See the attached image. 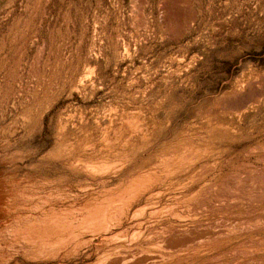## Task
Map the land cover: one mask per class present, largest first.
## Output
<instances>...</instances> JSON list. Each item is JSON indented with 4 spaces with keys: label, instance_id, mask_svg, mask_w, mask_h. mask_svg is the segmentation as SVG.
Masks as SVG:
<instances>
[{
    "label": "bare ground",
    "instance_id": "6f19581e",
    "mask_svg": "<svg viewBox=\"0 0 264 264\" xmlns=\"http://www.w3.org/2000/svg\"><path fill=\"white\" fill-rule=\"evenodd\" d=\"M146 56L59 77L20 56L31 74L0 85V264H264L263 78L215 96L194 56Z\"/></svg>",
    "mask_w": 264,
    "mask_h": 264
},
{
    "label": "rangeland",
    "instance_id": "374dc122",
    "mask_svg": "<svg viewBox=\"0 0 264 264\" xmlns=\"http://www.w3.org/2000/svg\"><path fill=\"white\" fill-rule=\"evenodd\" d=\"M123 44L147 61L177 51L194 56L205 82L211 73L210 92L217 96L243 74L264 80V0H0V85L11 81L12 72L31 74V61L22 55L49 56L59 77L86 58L99 70L112 65ZM153 92V100L165 97V106L181 101L180 92ZM184 115L179 112V123L189 120Z\"/></svg>",
    "mask_w": 264,
    "mask_h": 264
}]
</instances>
